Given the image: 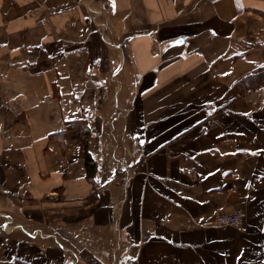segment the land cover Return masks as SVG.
<instances>
[{
  "label": "crops",
  "instance_id": "obj_1",
  "mask_svg": "<svg viewBox=\"0 0 264 264\" xmlns=\"http://www.w3.org/2000/svg\"><path fill=\"white\" fill-rule=\"evenodd\" d=\"M261 68L264 0H0V264H264Z\"/></svg>",
  "mask_w": 264,
  "mask_h": 264
},
{
  "label": "trees",
  "instance_id": "obj_2",
  "mask_svg": "<svg viewBox=\"0 0 264 264\" xmlns=\"http://www.w3.org/2000/svg\"><path fill=\"white\" fill-rule=\"evenodd\" d=\"M264 84V68L257 72L243 76L235 85L237 94H242L249 89ZM82 155L85 159L88 177H93L95 170V161L88 150L86 138L82 140Z\"/></svg>",
  "mask_w": 264,
  "mask_h": 264
},
{
  "label": "built area",
  "instance_id": "obj_3",
  "mask_svg": "<svg viewBox=\"0 0 264 264\" xmlns=\"http://www.w3.org/2000/svg\"><path fill=\"white\" fill-rule=\"evenodd\" d=\"M245 211L243 208H235L232 211L220 213L216 216L213 226L220 230L239 228L245 222ZM7 226H5L6 228Z\"/></svg>",
  "mask_w": 264,
  "mask_h": 264
},
{
  "label": "rangeland",
  "instance_id": "obj_4",
  "mask_svg": "<svg viewBox=\"0 0 264 264\" xmlns=\"http://www.w3.org/2000/svg\"><path fill=\"white\" fill-rule=\"evenodd\" d=\"M72 258H73V256H72Z\"/></svg>",
  "mask_w": 264,
  "mask_h": 264
},
{
  "label": "bare ground",
  "instance_id": "obj_5",
  "mask_svg": "<svg viewBox=\"0 0 264 264\" xmlns=\"http://www.w3.org/2000/svg\"><path fill=\"white\" fill-rule=\"evenodd\" d=\"M7 228V227H6Z\"/></svg>",
  "mask_w": 264,
  "mask_h": 264
}]
</instances>
